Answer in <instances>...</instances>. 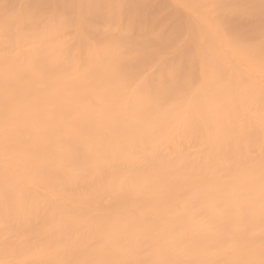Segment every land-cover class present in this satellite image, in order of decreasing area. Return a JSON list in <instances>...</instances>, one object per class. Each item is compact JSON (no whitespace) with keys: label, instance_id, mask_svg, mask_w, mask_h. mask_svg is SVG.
I'll list each match as a JSON object with an SVG mask.
<instances>
[{"label":"bare ground","instance_id":"1","mask_svg":"<svg viewBox=\"0 0 264 264\" xmlns=\"http://www.w3.org/2000/svg\"><path fill=\"white\" fill-rule=\"evenodd\" d=\"M0 264H264V0H0Z\"/></svg>","mask_w":264,"mask_h":264}]
</instances>
